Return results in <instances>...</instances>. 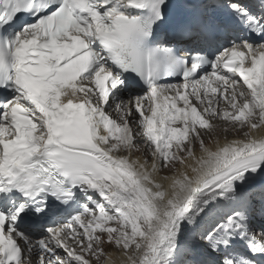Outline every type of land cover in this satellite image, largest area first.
I'll return each mask as SVG.
<instances>
[{"label":"snow or ice","instance_id":"6c2138e0","mask_svg":"<svg viewBox=\"0 0 264 264\" xmlns=\"http://www.w3.org/2000/svg\"><path fill=\"white\" fill-rule=\"evenodd\" d=\"M154 24L181 44L208 37L179 83H154L176 63L142 51ZM128 70L149 92L118 99L139 87ZM218 129L241 139L221 145ZM89 191L104 203L26 235ZM198 193L233 205L208 230ZM162 251L264 264V0H0V264H157Z\"/></svg>","mask_w":264,"mask_h":264},{"label":"bare ground","instance_id":"6f19581e","mask_svg":"<svg viewBox=\"0 0 264 264\" xmlns=\"http://www.w3.org/2000/svg\"><path fill=\"white\" fill-rule=\"evenodd\" d=\"M122 97H124V95ZM162 102H163V99L161 98V100L158 101V103H162ZM181 104H183V102H181ZM234 139L239 140L241 138L238 136H234V134H227V140H222V138H221V139H219V142L221 143V145H223L224 143L230 142L231 140H234ZM93 193H95V192H93ZM211 197H212V194L198 193L195 195V198L192 201V211L193 212H195L197 209H199L202 206L205 208V212L201 213L202 218H198L201 226L205 223V219L208 216H211L213 214V212H212L213 207H218V206L222 205V203H223L222 198H224V197L217 196L216 199H212ZM204 201H208L207 205H204ZM202 229H205V228H202ZM110 256L114 257L115 259H120V256L118 253H110ZM107 264H113V261L108 260ZM157 264H161V262L157 263Z\"/></svg>","mask_w":264,"mask_h":264},{"label":"rangeland","instance_id":"374dc122","mask_svg":"<svg viewBox=\"0 0 264 264\" xmlns=\"http://www.w3.org/2000/svg\"><path fill=\"white\" fill-rule=\"evenodd\" d=\"M234 136H236V135H234ZM238 137H240V136H238ZM222 138V140H227V134L226 133H224L223 132V130L222 129H218V134H214L213 136H212V140H219V139H221ZM241 138V137H240ZM208 138L206 137V140H207ZM162 175H164V173H162ZM90 202H93V201H90ZM94 203V202H93ZM163 255H164V252L162 251L161 252V256L163 257ZM102 259H105V258H102Z\"/></svg>","mask_w":264,"mask_h":264}]
</instances>
